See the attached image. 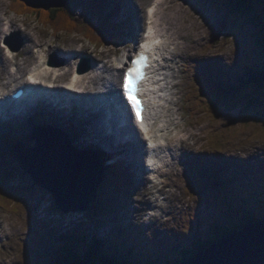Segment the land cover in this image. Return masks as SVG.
Returning <instances> with one entry per match:
<instances>
[{"label":"rangeland","instance_id":"obj_1","mask_svg":"<svg viewBox=\"0 0 264 264\" xmlns=\"http://www.w3.org/2000/svg\"><path fill=\"white\" fill-rule=\"evenodd\" d=\"M122 1H125V6ZM152 1L71 0L73 6L77 8L78 31L83 29L87 31V25L94 24L98 31H104L110 37L116 35L114 31L122 34V40L118 45H114L110 41L103 45L95 43L93 39L89 41L83 32L55 34L49 27L40 24L36 18L14 13L11 9L13 4L11 0H0V13H2L1 9H7L10 18H13L16 23L21 21L20 29H11L8 35L1 40L0 45L3 47L1 51H4L7 56L9 55L12 60L9 65L10 71H16L17 61L25 62L27 66L32 63L27 67V70L36 64L40 60L36 46H34L33 52L38 57L26 55L29 51L27 50L23 56L14 58L15 52L29 48L33 36H31L32 39L27 40L22 31L26 27L25 23L30 22L37 29L36 35L40 39L43 38L40 43L42 49L47 52L45 55L48 63L61 67L63 71L67 63L63 52H71V49L80 48L83 45L88 47L90 53L84 54L82 57L90 58L91 64L93 58L112 63L114 54L118 52L124 54V51L135 49V43L131 36L133 26L131 24L138 23L142 18L143 14L139 7L141 6L145 11L146 5ZM175 1L173 6L177 5L183 8V11L179 13L180 20L201 30L194 43L197 50H194L191 56L192 60L184 58L188 67L176 79L178 81L181 78L183 81H180L181 79L178 81L180 85L176 91L179 100L175 108L180 117L183 113L187 118V121L182 120L181 128L194 132L191 141H198V145L193 146L194 149L197 146L198 152L195 153L194 150V154H191L188 160L181 158L184 171L181 172L182 166L176 167L180 186L179 197L180 199L184 198L187 205L176 206L179 203L178 200L175 196L169 195L175 189L173 187L172 192L167 191V194L160 195V200L165 204L162 215H165L166 221L156 222L155 219H146L145 210L140 207L138 202L145 190V186L136 178L141 173V169L138 173L136 171L133 173L130 169L131 173L129 174L123 171L121 166V178L115 181L111 180L109 184L104 185L100 191L101 194L88 205L87 210L74 211L73 209L60 208L58 200L52 192L37 185L30 175L28 177L26 174V176L24 175V169L21 167V162L15 158L16 155L12 152V147L0 140V147L2 145L8 149L7 152L0 149V264H50L53 261V256L60 257V255H53L56 248L70 245L69 251L80 254L83 244L81 242L76 244L77 238L68 240L67 233L74 231L78 234L79 239L80 235L91 231H95L94 233L119 231V228L124 224L130 225L131 229L137 231L139 238L136 240L144 241V243L153 241L155 248L162 246L166 247L164 251H168L167 248H170L172 243L180 244L182 250L184 247L192 248L191 243L194 240L200 237L203 240L208 239L212 224L225 228L235 226L238 221L233 217L234 212L232 213L229 207L235 205V202L242 201L243 198L249 199V202L258 210L257 216L264 218V88L252 83L240 94L227 96L225 100H220L221 104L217 106L214 103L215 100L204 96L201 88L193 79L198 64L206 65L210 71L215 68L218 77L221 72L229 78L242 72L247 65L256 69H264V49L259 42L257 26L247 18L232 13L228 8V0ZM261 1L262 4L259 0H254L253 4L255 12L259 15L258 19L261 21L259 24L262 23L259 28L264 31V4L263 0ZM119 7L122 9L121 12L118 10ZM195 10H199L201 14L200 21L193 17ZM146 16L145 12L143 15L144 24ZM190 17L193 18L190 19ZM121 29L128 32L121 31ZM214 37H217L216 41H214ZM9 38L16 46L22 44V48L19 51L14 50L8 43ZM79 38H83L84 41L80 42ZM5 42L7 47L3 45ZM57 43L62 48H58ZM99 54H103L102 58L96 57ZM82 57L78 60L77 65L83 61ZM112 65L115 68L117 66L115 62ZM177 67L181 68V66ZM178 68L177 70H179ZM27 72L18 73L16 81L9 82V85L6 84L4 91L11 92L17 86L24 84ZM120 72L117 68L110 69L106 75L110 78L116 73L121 75ZM68 79L69 76H62V80ZM5 81L7 80L3 82ZM78 130L81 128L78 127ZM66 132L70 137L71 134ZM102 133L94 135L93 139H101ZM56 134L57 141H63L64 134ZM189 134L191 135V133ZM45 135L47 139H52L50 133ZM199 136L203 140H200ZM30 137L33 139V136ZM71 140L74 142L73 138ZM72 145L76 146L74 143ZM77 147L83 149L81 146ZM23 149L28 150V148ZM119 157L117 155V159H120ZM142 157L144 160L143 153ZM114 158L116 159V156ZM124 158L127 159L126 154ZM212 167L219 170L218 174H208ZM246 170L253 175L247 177ZM110 174L112 178L115 177L113 172ZM217 176L220 177L218 180ZM229 177H232V180L226 183ZM20 184L26 185L22 187L25 188L23 191H21L22 189L18 190ZM254 184H258L259 187ZM232 186L234 187L232 188ZM165 189L167 190V188ZM249 189L255 192L252 191L251 194ZM115 196L120 198V202L115 201ZM103 198L106 203L113 204H108V212L103 211V208L98 205L104 204ZM66 199L67 201L70 199V193ZM259 199L262 200L263 207L258 205ZM4 202L10 203L12 207H5ZM94 204L95 207H93ZM121 204L125 206L122 209H120ZM115 205L119 207V211L109 212L112 210L110 207ZM98 221H104L105 225L101 226ZM171 235L174 236L173 239H171ZM130 237L129 233L126 238ZM136 250L144 253L141 249ZM164 254L166 255V253ZM167 257L162 260L161 264H165L167 260L166 264H174L175 257L173 255L169 259ZM170 259L172 261H169Z\"/></svg>","mask_w":264,"mask_h":264},{"label":"bare ground","instance_id":"obj_2","mask_svg":"<svg viewBox=\"0 0 264 264\" xmlns=\"http://www.w3.org/2000/svg\"><path fill=\"white\" fill-rule=\"evenodd\" d=\"M116 2V1H115ZM123 5L125 1H122ZM120 3V2H118ZM175 0H159L157 2L156 10L153 13V15L149 18L153 21L152 23L155 26L156 33H158L160 36L166 38L169 42L173 43V47L170 48L169 51L165 49V47L162 49L161 47L156 50V56L165 59L167 52L169 53V65L167 68V72L163 71V68H156V71L159 72L158 75L164 76V79L166 82H161L160 87L161 90L164 92L159 93L153 91L155 94L150 93V96L152 100L155 97H160V99H155L151 102V116L149 118V123L152 124L153 121H156L157 119L162 118L163 116H168V119L165 120V124L160 128V137L167 140V144L165 145H160V147H157V152L154 148L147 149L146 156H148V160L150 159V154L151 157L153 158L155 155L163 156L166 152L169 151V153H166V158L167 160L165 161L163 169L159 170V174L161 175V178L159 179V176L155 177V181L151 180L152 178L145 173V161L143 160L142 153L143 149L144 152L146 150V146H144V143L141 139L138 141L128 138L125 136L127 133L125 132V129L120 130L116 136H114L113 131H115L116 127L112 123V125H108L104 122V117H102L101 114H96V112H88V111H82V110H76L74 112V109L72 110L73 115L71 116H65L62 115L60 112L57 114L60 116L61 119L56 118L51 116L50 113L53 114L52 112H49L48 109L45 108V111L42 110H35L30 114L29 116L31 119H34L37 116V114H41V118L43 121H55L56 124H61L59 126H66L67 129L72 128L74 129L70 123L63 119H71L73 118L74 121H77V123H81L82 130L78 133L83 138H87L86 144H89L88 141H97L99 144L103 145L105 149L108 151V153L114 154V156L117 155H122L119 158L122 159L125 162L126 167H129L132 169V172L138 171L141 169V173L139 176H136L138 178V181L145 186V190L142 193V195L139 198V204L141 205L140 207L145 210V214H148L149 209L154 210L155 213L150 217V219H155L156 222H163L165 220V215H162V211H164V205L162 202L159 200V196L162 194L170 193L173 190V187L175 189L173 190L172 193H170V196H175L176 200H178V204L176 206H181V205H187V202L184 200V198L180 199V195L178 193V190L180 189L179 182H178V174L176 173V167L177 166H182L181 172L184 171V164L181 162V158H187L191 154H194L198 152L197 146L196 149H194L193 146L198 145V141H191L192 136H194V132L192 131H187L185 129H182L181 127L183 126L182 120L185 119L187 121V118L184 117V114L181 113V117L178 115V110H175V107L173 106L174 104L176 105V99H177V94L175 90L178 88L180 83L176 81V79L180 76L181 72H184L185 69H187L188 64L185 63V57L187 58H192V54L194 53V50H197L196 44H194L196 41V37L201 33V30H197L196 28H193L192 26L189 25V23H186L180 20V14L183 11L182 7H178L177 5H172L175 4ZM126 5V4H125ZM124 5V6H125ZM140 12L144 15L146 12V9H144L140 6ZM118 10L121 12L122 9L121 7L118 8ZM2 13H0V42L3 40L5 36L8 35L9 31L11 29H20L21 27V21H18L17 23L13 20V18H10L8 16V10L7 9H1ZM195 15L193 17L197 18L198 21L201 19V14L199 13V10H195ZM143 15L142 18L138 23L131 24L132 26V41L136 43V48L137 46L140 47V43L143 41H146L145 44H143V47L140 49H145L149 50L153 47L154 42L150 41L147 39V36L145 35V28H144V21H143ZM180 15V16H179ZM139 16V15H138ZM150 16V14H149ZM204 16V15H203ZM193 17H190L192 19ZM178 18V19H177ZM147 19H148V12H147ZM146 20V17H145ZM11 24V25H10ZM7 25V26H6ZM26 27L22 31L23 35L27 40L32 39L31 36H33V39L30 42L29 48L26 49L24 48L20 52H15L14 58H18L23 56L27 50H29L26 55H33L34 58L36 53L33 52L34 46L38 48L37 53H39L40 60L34 65V69L32 70V74L35 75H40L41 81H51L52 75L55 71H61L62 69L58 66H54L50 63H47V58L45 52L42 49L40 41L43 39H40L36 35V28L32 26V24L25 23ZM135 27V29H133ZM201 27V26H200ZM64 30V29H63ZM128 32L127 30H122ZM56 34V33H55ZM36 35V36H35ZM59 35V34H58ZM57 36V35H56ZM80 42H83V38H79ZM130 41V40H129ZM58 42V41H57ZM14 43V42H13ZM131 43V42H130ZM157 44V42L155 41ZM5 47H7L6 42L3 44ZM58 48L60 47V44L57 43ZM1 48H3L0 45V99L3 98L5 95L4 88L5 85H9L11 82L16 81L17 79V74L18 73H26L27 67L30 66L32 63H30L28 66L25 65V62H16V71H10L9 70V65L11 64L12 60H10L9 56L6 55L4 51H1ZM120 49V48H119ZM122 49V48H121ZM120 49V50H121ZM26 50V51H25ZM113 50V49H112ZM100 51V50H99ZM90 53L89 49L86 45L81 46L80 48H74L71 49V52H63V55L66 56L65 58L67 59V63L65 65L64 71H61V75L55 80V82H60L62 76L67 77L71 74L73 79L69 81L68 85H62L64 87H74V86H79L83 89V93L87 97H92L90 90L95 88L96 89L99 87V83H101V86L104 87V83L108 84L110 87L112 86L113 91H119L121 94V91L117 88V82L119 81V76L118 73L114 74L113 76H109L110 78L107 77L106 73L109 72V70H115L116 68L121 69L124 61L121 60L120 62L115 61V63H118V67H114L112 63L109 62H103L102 65L99 63L94 64V58L93 60V65L90 71L79 74L76 72V65L78 63V60L83 54ZM122 53V52H121ZM25 55V56H26ZM106 55V54H105ZM104 55V56H105ZM24 56V57H25ZM103 54H99L96 57L102 58ZM108 56V55H107ZM95 57V56H94ZM182 57L180 60L179 58ZM24 59V58H23ZM96 59V58H95ZM97 60V59H96ZM192 60V59H191ZM106 61V60H105ZM189 61V60H188ZM187 61V62H188ZM189 63V62H188ZM91 64V63H90ZM160 64V62H158ZM177 66H182L180 69ZM177 68L179 70H177ZM183 70V71H182ZM121 73V72H120ZM184 74V73H183ZM182 75V74H181ZM186 76V75H185ZM218 77V76H217ZM75 78V80H74ZM185 78V77H183ZM186 79V78H185ZM4 80H7L3 82ZM12 80V81H10ZM118 80V81H117ZM180 81H183L182 79ZM10 82V83H9ZM183 83V82H182ZM148 89L149 87H153L152 89H156L158 86V82L156 83V80L151 79V81L147 82ZM62 87L64 90H68L66 88ZM186 87V86H185ZM179 89V88H178ZM76 90V89H75ZM73 92V91H71ZM181 92V91H180ZM164 96V99L161 97ZM179 105V104H178ZM160 106V109L158 110V107ZM45 112V114L43 113ZM190 112V111H189ZM193 116V115H192ZM94 117V118H93ZM29 119V117H25L23 122ZM95 120H97V123H95ZM11 120L6 119L5 122L9 123ZM59 123H58V122ZM40 122V121H38ZM87 122V123H85ZM73 123V122H72ZM76 124V123H74ZM23 126V124H22ZM154 127L156 126L155 124L153 125ZM143 128V126H141ZM38 129V128H37ZM99 131L103 132L104 134L101 136L102 139H93L94 135H99ZM166 130H168V134L166 135ZM38 131V130H37ZM176 131V133H174ZM46 134L49 133L46 131ZM78 132V131H75ZM100 132V133H101ZM191 133V135L189 134ZM205 133V132H204ZM56 134V133H52ZM70 135V134H69ZM150 135V134H149ZM200 137V140H203ZM69 138V137H67ZM125 138V139H124ZM159 138V137H158ZM157 138V139H158ZM70 139V138H69ZM146 140V138H144ZM169 139V142H168ZM123 140V141H122ZM75 145L77 146H82L79 141V143L76 140H73ZM29 142L34 144L35 140L32 138H29ZM118 142V144L116 143ZM158 143V141H157ZM152 150V151H151ZM27 151H22L20 154H25ZM121 154H120V153ZM127 155V159L124 158V155ZM121 160V161H122ZM139 165V166H138ZM157 169V168H155ZM158 171L156 172V174ZM182 176V175H181ZM173 177V178H172ZM228 183V181H226ZM159 184H163V186H160ZM231 184V183H230ZM21 185V184H20ZM19 185V186H20ZM172 185V186H171ZM25 187L26 185L22 184L19 187L20 189H25L22 187ZM170 187V189H168ZM167 188V190L165 189ZM168 191V192H167ZM116 199L120 198L118 196L115 197ZM181 204V205H180ZM189 206V205H188ZM254 207V206H253ZM256 208V207H254ZM140 210V209H139ZM66 217V216H65ZM170 247V246H169ZM161 249V248H160ZM152 251V250H149ZM193 251V250H191ZM193 257H190V259ZM189 260L186 258L184 261Z\"/></svg>","mask_w":264,"mask_h":264},{"label":"water","instance_id":"obj_3","mask_svg":"<svg viewBox=\"0 0 264 264\" xmlns=\"http://www.w3.org/2000/svg\"><path fill=\"white\" fill-rule=\"evenodd\" d=\"M21 1L32 8L50 9L64 6L68 0ZM262 78L264 80V72ZM22 151L25 150H16L25 171L33 176L36 184L56 196L60 208L85 210L96 199L104 176L103 163L96 154L77 150L65 137L63 141L41 140L24 155L20 154ZM73 264L92 263L78 260ZM182 264H264V221L230 232Z\"/></svg>","mask_w":264,"mask_h":264},{"label":"trees","instance_id":"obj_4","mask_svg":"<svg viewBox=\"0 0 264 264\" xmlns=\"http://www.w3.org/2000/svg\"><path fill=\"white\" fill-rule=\"evenodd\" d=\"M253 1L254 0H229L228 7L234 14L248 17L251 22L257 24V26L260 27L262 23L259 24L260 20L258 19L257 13L255 12ZM259 1L262 4V1ZM12 2L13 9L15 10L16 14L39 18L40 22H42L44 26L50 27L56 32H80L78 31L79 26L76 20L75 10L69 5H66L62 8L42 10L30 8L25 3L19 0H12ZM260 29L261 34H259V36L261 37L259 38V41L261 44H263L262 38L264 36V33L262 34L263 29ZM94 34V29H92V31H90L89 33L92 38L100 41L101 43L106 40V37L104 35ZM263 70L264 69H256L252 66H245V69H243V74H236V78L233 81H224L222 77H217V74L213 76L210 75V73L202 66L198 69V73L196 74L195 78L197 79V82L200 84L201 88L204 89L207 94L210 92L212 93L215 99L220 100L226 94H237L243 91L244 88L249 87V85L252 83L259 86H264L262 78ZM249 201V199L243 198L242 201L240 200L239 202H235V205H231L229 207V210L232 213L234 212L233 217L236 218L238 221L235 226L225 228L221 225L212 224L209 231L210 237L207 240H203L200 237L198 238L199 240H196L195 242V248L191 249L193 251L187 250L184 251L183 254H181L179 251L174 250V256L182 257L184 255L183 259L192 257L197 251H203L204 249L208 248L211 244L225 237L229 232L236 229H240L246 223H253L260 220L261 218L258 217V213H256L258 210L254 208V205ZM258 203L259 206L263 207L261 199L258 200ZM67 237L68 240L77 238L75 234H67ZM117 241L119 243L112 242V239H107L106 241H104L96 236L92 238L87 237L84 240V244L86 245L87 250L84 251L83 255L85 256L82 257L84 260L89 261L92 264H98L102 262H110L116 264H146L141 261V259H139L138 257H125L116 253L117 249L120 248V241ZM68 248H71L70 245L67 247H63L62 250H58L60 257L55 258L50 264H73L75 260L80 258V256H77L73 251H69ZM120 249L124 251V249ZM180 261L181 260L178 259L177 262Z\"/></svg>","mask_w":264,"mask_h":264},{"label":"snow or ice","instance_id":"obj_5","mask_svg":"<svg viewBox=\"0 0 264 264\" xmlns=\"http://www.w3.org/2000/svg\"><path fill=\"white\" fill-rule=\"evenodd\" d=\"M146 59V57L143 54H140V56L135 60V65L132 68L128 69L127 75L124 80V88L127 92L128 99L132 102V104L135 107L136 115L138 119H142L141 116V104L138 102L136 98V85L139 79L142 78V67H143V61Z\"/></svg>","mask_w":264,"mask_h":264}]
</instances>
